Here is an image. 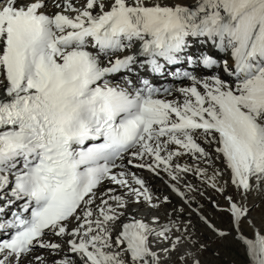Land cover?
<instances>
[{"label":"snow or ice","instance_id":"snow-or-ice-1","mask_svg":"<svg viewBox=\"0 0 264 264\" xmlns=\"http://www.w3.org/2000/svg\"><path fill=\"white\" fill-rule=\"evenodd\" d=\"M144 171L264 264V0H0V264H200Z\"/></svg>","mask_w":264,"mask_h":264},{"label":"bare ground","instance_id":"bare-ground-1","mask_svg":"<svg viewBox=\"0 0 264 264\" xmlns=\"http://www.w3.org/2000/svg\"><path fill=\"white\" fill-rule=\"evenodd\" d=\"M200 142H201V144L206 148V150L211 151L210 148H208L207 145H204L202 141H200ZM180 162H181V163L188 162V158H182ZM203 166H204V165H201V167H203ZM217 166L220 167V168H223V165H222L219 161H217ZM144 178L148 180V183H149V185H150V187H151V189H152V191L154 192L155 195L160 196L161 198H163V197L166 196V195L170 196L171 204L168 206V207H169V210L171 209L172 206H175V207H177V208L185 207L184 217L187 218V219H191L192 224L196 226V227H195V234H194V236H193V239H194V240H197L198 245H199V244H204V245H206V247H205V249H204L203 251L198 252V253L195 254V258L198 259L200 262H202V263H206V264H209V263L211 262V259H212V258H219V256H220L221 254L219 255V252H218V251H217V252H216V251L213 252L214 250H212V252H211V253H212V255H211L212 257H211L210 261H208L209 263H207V260H206V259H199V257L204 256V254H205V252H206V250H207V245L209 244V242H210V241L214 242V240H215L216 238H218V237H217L216 235H212V234H210V233H212V232L209 231V230L206 228L205 225H203L201 222H199V219H198L197 215H196L195 213H193V212L191 211V209L187 208V206L184 205L183 201H181V200H179V199H177V198L171 196V195L167 192L166 186L162 183V180H163L164 178H163V179H159V178H157V177H155V176H153V175H145ZM226 178H227V177H225V179H226ZM189 180H190V181H187L188 183H191V184H193L194 186H197V187H200L201 189H203V186H202V185L198 182V180L195 179L194 177L190 176ZM221 182H223V181H221ZM178 186H180L179 188H180L181 191L185 192L186 194L188 193V190H186V187H185L184 183H181V184H179ZM183 187H184V189H182ZM190 195H194V196L196 197V198L192 201V208H198L200 205H203V208L200 209L201 214L207 216L209 219L212 220V219H213V218H212V217H213L212 214L214 213V211H213V209H212V206H211L209 200H210V198H212V199H216V197L214 196V192H210V195H208V193L205 192V195H204V196H199V195L196 194V193H192V194H190ZM219 201H220V203H223V200H222V201L219 200ZM260 201H262L261 198H260L259 196L255 195V194H253L252 196H250L249 199H248V204H249L250 206L254 205V206L251 207V211H250V213H249V217H250V219H251L256 225H257V224H258V225H261V224L258 223V219H259L260 215H259L258 218H256V219L254 218V215L257 214L259 208L261 207V206L259 207V205H258V203H259ZM162 213H163V209H161V214H162ZM210 214H211V215H210ZM212 221H213V223L216 222V221H214V220H212ZM215 224H216V223H215ZM258 225H257V226H258ZM216 226H217V224H216ZM217 227H218V226H217ZM244 227H245V230H246V231H249V232H250V229L247 227V225H245ZM258 227H259V226H258ZM226 238H228V237H226ZM226 238H224L225 241H226L224 247H227V246L229 245V243H230V240H229V239H226ZM224 239H223V240H224ZM215 245H216V244H215ZM189 249H190L191 251L195 252V249L192 248L191 246H189ZM239 252H240V251H239ZM36 254H37V255L43 254V253H42V250H41V251H38ZM198 256H199V257H198ZM220 257H221V256H220ZM173 259L175 260V257H173ZM188 264H191V259H189ZM237 264H238V263H237Z\"/></svg>","mask_w":264,"mask_h":264},{"label":"rangeland","instance_id":"rangeland-1","mask_svg":"<svg viewBox=\"0 0 264 264\" xmlns=\"http://www.w3.org/2000/svg\"><path fill=\"white\" fill-rule=\"evenodd\" d=\"M210 195V193L208 194ZM216 194L214 193V196ZM216 199L218 200H223L222 197L220 196H215ZM259 205V210L257 212L256 215H254V218H258L259 215V219H258V223L259 224H264V202L260 201L258 203ZM211 215V214H210ZM212 220L216 221L214 223L217 224L218 228L220 229H229L230 228V223H229V217L219 213V212H215L212 214ZM258 225V224H257ZM260 226V225H258ZM212 235H215L213 232L210 233ZM226 239L230 240V243L227 247H224L226 241L225 239H220V238H216L214 240V242L210 241L209 244L207 245V250L204 254V256L199 257V259H206L207 263H209L208 261H210L211 259V255H212V250H214L213 252H219V258H212L211 262L209 264H243V255H242V251L240 249V247L231 239V237H228ZM216 244V245H215ZM240 251V252H239ZM200 264H206V263H202L200 262Z\"/></svg>","mask_w":264,"mask_h":264}]
</instances>
